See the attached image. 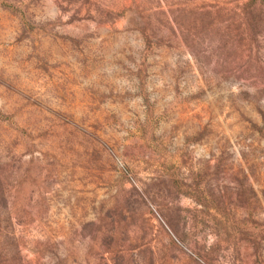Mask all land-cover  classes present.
Returning <instances> with one entry per match:
<instances>
[{
	"label": "rangeland",
	"instance_id": "rangeland-1",
	"mask_svg": "<svg viewBox=\"0 0 264 264\" xmlns=\"http://www.w3.org/2000/svg\"><path fill=\"white\" fill-rule=\"evenodd\" d=\"M0 264H264V0H0Z\"/></svg>",
	"mask_w": 264,
	"mask_h": 264
},
{
	"label": "trees",
	"instance_id": "trees-1",
	"mask_svg": "<svg viewBox=\"0 0 264 264\" xmlns=\"http://www.w3.org/2000/svg\"><path fill=\"white\" fill-rule=\"evenodd\" d=\"M1 231H2V229H1V225H0V237H1ZM1 247L2 246H1V242H0V252L4 251L1 249ZM17 264H23V260L20 256L17 257Z\"/></svg>",
	"mask_w": 264,
	"mask_h": 264
}]
</instances>
